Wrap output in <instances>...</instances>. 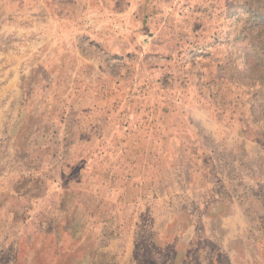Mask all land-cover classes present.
Listing matches in <instances>:
<instances>
[{
  "label": "crops",
  "instance_id": "obj_1",
  "mask_svg": "<svg viewBox=\"0 0 264 264\" xmlns=\"http://www.w3.org/2000/svg\"><path fill=\"white\" fill-rule=\"evenodd\" d=\"M177 3L0 0V264H263L264 145L183 91Z\"/></svg>",
  "mask_w": 264,
  "mask_h": 264
},
{
  "label": "rangeland",
  "instance_id": "obj_2",
  "mask_svg": "<svg viewBox=\"0 0 264 264\" xmlns=\"http://www.w3.org/2000/svg\"><path fill=\"white\" fill-rule=\"evenodd\" d=\"M196 1L184 6L186 10L178 3L171 6L172 14H189L187 33L178 43L187 37L191 45L172 53L175 64L181 63L178 73L196 78L194 85L189 79L184 81L187 86L182 88L187 89L183 91L189 93L192 88L195 103L224 110L222 115L237 118L247 135L264 145V0ZM183 20L180 27L185 29ZM253 241L249 235L236 259L217 253L212 261L191 258L177 262L167 251L161 255L140 253L137 259L119 264H254L249 260L254 254L250 253Z\"/></svg>",
  "mask_w": 264,
  "mask_h": 264
}]
</instances>
